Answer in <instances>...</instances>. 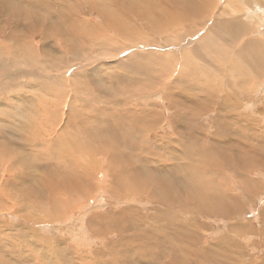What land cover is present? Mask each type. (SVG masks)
<instances>
[{"label":"rangeland","instance_id":"374dc122","mask_svg":"<svg viewBox=\"0 0 264 264\" xmlns=\"http://www.w3.org/2000/svg\"><path fill=\"white\" fill-rule=\"evenodd\" d=\"M30 9L31 11L28 12ZM104 13L106 16H103ZM107 16L112 18L113 23L111 20L108 21ZM62 17L66 19L63 20L66 23L62 21ZM104 17L105 20H108L105 21ZM170 18L172 20L168 21ZM173 20L175 22H172ZM116 23L120 25H116ZM234 23L243 26L245 30L235 33V27H232ZM112 24L114 28H112ZM0 25V49H2L0 50V57L3 58H0V64L4 63L2 65L5 66L0 65V82L3 83H0V133H2V129L8 128L10 131L8 129L6 131L8 133L12 132L11 136L13 135L12 138L10 135L7 137L8 141L10 140L9 142L13 143L12 148L16 151L21 150L25 155L32 154V159L29 161H26L24 158L19 160L24 161L26 165L22 164L24 169L18 172V175L15 173V177L11 176L16 182L11 181L10 176L7 174L4 175L6 179L4 182H14L15 184L10 183L9 185L12 188L14 186L17 187L18 190L22 188L28 190L29 187L35 188L46 174L49 176L52 172V168L57 164V161L54 162V160L57 158L61 163L64 162L63 164H59L62 169L73 164L71 161L73 159L75 162L80 161L81 165L79 166L84 165L88 169H91L90 166H93L89 162L92 158L96 159V163H101L99 169L93 167L95 170H92L95 181L90 180L93 185L91 195L80 200L79 203L73 204L72 207L69 206L60 218L57 217L53 221H44L43 223H39L40 221L37 218H32L30 219L31 221L25 222V219L20 217L19 211L23 210L22 212H24L28 209L29 213V211L31 212V206H25L24 204L16 206L15 204V206L12 205L13 211L11 209L9 212L8 209H5L4 214L0 216L1 239L7 236L8 245L17 244L19 241L16 234H18V230L24 232L20 228L23 225L30 230L40 231L39 233L42 237L47 240L58 239L52 244L54 246L53 251L58 253V256L53 257V262H55L53 264L152 263L153 258L149 256V260L147 259V261L143 257L141 259L139 254H132L131 256V254L126 253L128 251L131 253L132 251L135 252L140 247V245L136 244L130 247L127 246L131 242L129 240L133 241L134 234L136 233V231L125 232L127 223H131L127 218L128 214V216H131L132 225L145 229L147 237H152L153 235L157 237L153 238L152 246L155 252H163V257H160L161 261H163L161 262L162 264H172V261H175V259L176 261L178 260L175 262L178 264H264V167L261 166V164L264 165V67L262 69L257 68L255 59L253 60L254 62L252 61L258 53L248 52L251 53V61H246V57L244 55L241 56V52L245 47L248 50L249 43H256L264 47V0H0ZM228 27H232V32L236 35L230 32L234 35L231 36L229 34L231 29ZM119 29L124 33H121ZM116 30L117 32H115ZM225 30L227 31L224 32ZM222 32L223 34H220ZM125 34L127 37L124 36ZM129 36L132 38L130 39ZM128 38L130 40H127ZM209 41H213L214 44L208 45ZM202 43H206L209 47H215L218 44V49L213 50L219 56L215 55L216 53L208 55V50L204 51L200 49ZM247 44L249 45L247 46ZM222 49L225 52H221L223 54L220 55L218 50L221 51ZM31 51L34 55L30 54ZM110 51L112 54H110ZM214 57L220 61H216ZM76 58H80V60ZM228 58L230 61L227 60ZM233 58L235 60L239 59L237 60L239 62ZM144 59H148V62L144 63ZM74 60L76 61L74 62ZM56 62L58 63L57 68H55ZM250 62H253V65L256 64V67L252 65V69H247L246 63L249 64ZM8 63L13 69H8L10 67H8ZM237 65H240V67ZM3 70L6 71V74ZM106 75H110V77L108 76L109 79ZM186 75H189L188 78ZM74 77H77V79ZM6 79L7 81H5ZM33 85L34 87H32ZM45 85H48V87ZM130 85L140 88H143V85L147 91L145 93L138 92L142 95L138 93H133L135 95L132 93L125 94L122 97L118 95L121 91L125 92V89L122 88L123 86L129 87ZM44 87L48 88L47 90L50 93ZM156 87H158V91ZM149 90L150 92H148ZM75 98H78V100ZM43 100H47L48 102ZM29 104L31 105L29 106ZM90 104L92 107L88 106ZM27 105L30 110L37 112L36 115L34 113L30 118V120L34 118L33 127L41 130L36 136H32L33 132L30 134L28 131L24 134L20 130L21 128H18L20 125L18 121H23L22 116L17 115L16 119L13 116L17 110L21 111L23 108H28ZM60 107H63V109ZM48 109L50 110L49 112H47ZM71 110L73 111L72 113ZM52 111H54L53 114ZM22 112H24V109ZM28 112L29 109H27L26 113L28 114ZM56 112L59 114L56 115ZM115 112L126 115L127 119L131 115L137 120L142 119L145 115H149L148 122L143 125L144 129L139 128L142 130L141 132L131 122L132 120L130 121L132 131L129 136L133 139L131 145L132 147H138L141 145L142 140L149 141L151 144H148L149 150L147 152L149 154L145 153L143 157L147 159L143 158L141 164H147L148 167L152 168L157 167L160 169V173L163 171L165 173L168 172L170 176L175 174L178 181L181 179V175L182 178L184 176L188 180L195 179V171L187 172L184 175L178 171L170 174V170L174 168V165L176 168L180 167V165L185 167L186 163L183 162V164L178 158L189 154L192 158L197 156V161H199L202 155L198 149L201 147L208 149V152L212 153L213 158L220 154V161L216 160L220 162V166L214 164L216 166L207 167V170H214L211 172L217 175L216 180L218 181H215V184L224 185V188L221 189L226 190L225 194L227 197L230 196L228 198L229 203L220 204L222 210L224 211L225 209V212L222 213V210H220L218 212H211L209 215L201 209L204 205L196 203V201L190 203L192 207H186V202H184L185 206H179V208L175 206L176 211L175 209L168 210L163 203H157L142 195L125 194L121 197L112 196L109 184H113L110 183L112 182L113 172L106 170L105 162L107 159L103 158L105 153L94 156L82 151L80 148L81 153L85 154H81L80 152L79 154L75 150L73 152L71 143L75 146L73 140L78 135L77 131L71 128L72 126L69 129L67 123L68 120H71V125H76L74 128H82L85 125L89 126L93 124V121L90 119H99L102 115L106 116ZM67 113L71 114L68 116ZM51 114H55L54 117H56H52ZM74 114H80L82 117L74 118ZM83 116H86V118ZM126 117L124 116L123 120ZM239 117L244 119H240ZM46 118L48 119L47 121H45ZM84 119L86 120L84 122L85 125L82 123ZM106 119L109 118L106 117ZM59 120H64L63 124L61 123L63 126ZM46 122H49L48 125ZM113 122L116 123L114 125L116 128L119 127V130L121 126L117 124V120L111 119L110 123L112 125ZM51 123L52 125H50ZM150 123L158 127L154 128ZM56 126L57 128H53ZM10 128L14 129V131ZM56 129L61 131H56ZM154 130L156 131L155 133ZM47 131H49L48 134ZM51 131L55 132V134ZM71 131H74V133ZM57 132H59L60 136ZM196 135L198 136L196 137ZM63 137L64 140L65 137H70L71 139L68 138L70 140L69 143L67 141L64 142ZM49 138L50 140H48ZM104 138L107 139V136ZM196 138L197 141L194 142L195 144L192 147L188 142L196 140ZM35 140L37 141L35 142ZM59 140H61L60 142L64 148H67L72 153L73 159L71 156V159L69 157V160H67L71 162H68L69 164H67L66 160L62 161V159L54 155V152L59 148L57 146L61 145L59 144ZM79 140L80 138H77L78 145L80 144ZM33 142L35 146H33ZM182 143L185 144L188 150L185 151L183 149ZM142 150L145 152V149L142 148ZM127 152L128 154L130 153V151ZM173 154L178 155L177 159L173 157ZM225 154L226 163L229 161L228 165L222 163L225 162L223 161ZM49 155L52 158L51 160L47 159ZM38 156H41V158ZM105 157H108V155ZM26 158L30 157L27 156ZM246 158L250 159L251 162L245 160ZM146 161L148 162L146 163ZM253 163L256 164V167ZM31 164H35L34 168ZM108 165L110 166V164ZM29 169L32 175L29 174ZM104 170L108 172L109 177L107 179H102L101 177L105 172ZM207 170L204 168L203 172ZM189 175L191 176L189 177ZM206 179H209L207 175L206 178L201 180L199 185L194 187L193 193L195 192L194 190L202 185L208 186ZM37 181L40 182L38 183ZM225 183L229 185L226 186ZM206 191V188L200 190L199 194L206 193ZM0 197H4V195H0ZM97 200L100 203H97ZM8 204L11 203L8 202ZM224 205L229 207L225 208ZM15 207L16 209L19 208V210H15ZM122 212H126L127 214H123ZM230 213L234 214L229 216ZM113 217L117 221V224L112 226L114 224L109 222L110 225H108L105 220H111ZM79 219H81V222H79ZM176 223H180V225H176ZM74 228L75 232L80 234V240L77 238L79 241H73L71 234H58V231L74 230ZM121 231L123 234H121ZM170 234L172 236H179L176 238V240H179L177 241V245L183 243L182 249L185 252L182 249L181 251L177 250L180 253L179 256L183 258L182 260L176 258L172 249L169 248L167 236ZM19 238L22 240L20 235ZM61 239L67 242L62 244ZM47 240L45 242H49ZM134 242L138 243L139 241L135 240ZM17 246L16 248H18ZM22 247L21 256H28V254H24L23 249L29 250V248L26 246ZM165 250L168 251L164 252ZM185 253L188 254L185 255ZM40 256L42 264H49L46 255L41 254ZM21 262L26 263L28 261Z\"/></svg>","mask_w":264,"mask_h":264},{"label":"bare ground","instance_id":"6f19581e","mask_svg":"<svg viewBox=\"0 0 264 264\" xmlns=\"http://www.w3.org/2000/svg\"><path fill=\"white\" fill-rule=\"evenodd\" d=\"M93 1V0H92ZM151 1V0H150ZM3 2H5V1H3ZM7 2V1H6ZM70 5V4H69ZM73 6V5H72ZM124 6V5H123ZM126 6V5H125ZM187 6V5H186ZM67 7H69V6H67ZM126 7H128V6H126ZM37 8V7H36ZM73 8H75L74 6H73ZM152 8V7H151ZM185 8V7H184ZM142 9V8H141ZM149 9V8H148ZM161 9V8H160ZM180 9V8H179ZM255 9H256V7H255ZM106 10V9H105ZM132 10V9H131ZM25 11V10H24ZM29 11H31V9L30 10H28V12ZM63 11H65V10H63ZM70 11V10H69ZM97 11V10H96ZM127 11V10H126ZM162 11V10H161ZM180 11V10H179ZM37 12V11H36ZM76 12H77V9H76ZM105 12V11H104ZM106 12H107V10H106ZM111 12V11H110ZM26 13V12H25ZM69 13V12H68ZM73 13H75V12H73ZM79 13V12H78ZM108 13V12H107ZM113 13V12H112ZM136 13V12H135ZM162 13V12H161ZM184 13H185V11H184ZM252 13V12H251ZM259 13H260V11H259ZM12 14V13H11ZM37 14V13H36ZM100 14V13H99ZM261 14V13H260ZM18 15H20V14H18ZM25 15V14H24ZM105 15V13L103 14V16ZM110 15V14H109ZM113 15V14H112ZM185 15V14H184ZM102 16V15H101ZM106 16V15H105ZM114 16H116V15H114ZM12 17V16H11ZM18 17H20V16H18ZM17 17V18H18ZM54 17H55V15H54ZM77 17V16H76ZM108 17V16H107ZM106 17V18H107ZM116 17H118V16H116ZM63 18V17H62ZM168 18V17H167ZM187 18V17H186ZM189 18V17H188ZM15 19V18H14ZM109 19V20H108ZM108 19H106L105 20V17H104V20L105 21H110L111 20V22L113 23V20H112V18H109L108 17ZM165 19V18H164ZM63 20H66V19H62V21ZM117 20H118V18H117ZM158 20V19H157ZM172 19L170 18V20H168V21H171ZM10 21H11V19H10ZM9 21V22H10ZM20 21V20H19ZM18 21V22H19ZM104 21V22H105ZM119 21V20H118ZM149 21V20H148ZM166 21V20H165ZM186 21V20H185ZM248 21V20H247ZM252 21V20H251ZM60 22H61V20H60ZM64 22V21H63ZM117 22V21H116ZM155 22V21H154ZM157 22V21H156ZM172 22H175L174 20L172 21ZM64 23H66V22H64ZM115 23V22H114ZM164 23V22H163ZM187 23V22H186ZM185 23V24H186ZM191 23V22H190ZM119 24V23H118ZM117 23H116V25H118ZM160 24V23H159ZM16 25V24H15ZM69 25V24H68ZM107 25V24H106ZM113 25V24H112ZM112 25H111V27H112ZM120 25V24H119ZM166 25V24H165ZM241 25V24H240ZM1 26V25H0ZM109 26V25H108ZM164 26V25H163ZM172 26V25H171ZM15 27V26H14ZM153 27H154V25H153ZM155 27H157V26H155ZM232 27H235L234 28V31H235V33H238V32H241V31H244L245 30V28L243 27V26H239V24H235L234 23V26L232 25ZM231 27V28H232ZM35 28V27H34ZM112 28H114V25H113V27ZM123 28V27H122ZM163 28V27H162ZM161 28V29H162ZM165 28V27H164ZM169 28V27H168ZM228 28H230V27H228ZM227 28V29H228ZM230 28V29H231ZM65 29V28H64ZM109 29V28H108ZM121 29V28H120ZM119 29V30H120ZM165 29H167V28H165ZM258 29V28H257ZM260 29V28H259ZM15 30H18V29H15ZM122 30V29H121ZM120 30V31H121ZM125 30V29H124ZM127 30V29H126ZM156 30V29H155ZM160 30V29H159ZM170 30V29H169ZM232 30L233 29H231L230 31H229V29H228V31H229V34H231V33H233L232 32ZM261 30V29H260ZM227 30H225L224 32H226ZM70 32H71V30H70ZM94 32V31H93ZM115 32H117V30L115 31ZM123 31H121V33H122ZM156 32V31H155ZM154 32V33H155ZM159 32V31H158ZM161 32V31H160ZM165 32V31H164ZM168 32V31H167ZM166 32V33H167ZM205 32V31H204ZM231 32V33H230ZM18 33H19V31H18ZM74 33V32H73ZM82 33V32H81ZM109 33V32H108ZM120 33V32H119ZM124 33V32H123ZM157 33V32H156ZM155 33V34H156ZM235 33H233L234 35H236ZM262 33V32H261ZM21 34V33H20ZM77 34V33H76ZM88 34V33H87ZM154 34V35H155ZM158 34H160V33H158ZM190 34V33H189ZM219 34V33H218ZM220 34H223V32L222 33H220ZM233 34H231V36L233 35ZM240 34V33H239ZM243 34V33H242ZM127 35H128V32H127ZM135 35H137V34H135ZM233 35V36H234ZM244 35V34H243ZM242 35V36H243ZM107 36V35H106ZM105 36V37H106ZM112 36H114V35H112ZM122 36V35H121ZM124 36H126V34L124 35ZM132 36V35H131ZM220 36H222V35H220ZM224 36V35H223ZM127 37V36H126ZM172 37V36H171ZM7 38H9V37H7ZM77 38V37H76ZM91 38V37H90ZM129 38H130V36H129ZM127 39V40H130V39ZM135 38V37H134ZM223 38V37H222ZM11 39V38H10ZM221 39V38H220ZM235 39V38H234ZM237 39V38H236ZM242 39V38H241ZM244 39V38H243ZM126 40V41H127ZM14 41V40H13ZM79 41H81V40H79ZM92 41V40H91ZM208 41V40H207ZM232 41V40H231ZM239 41H240V39H239ZM132 42V41H131ZM188 43H189V41H187ZM191 42V41H190ZM95 43V42H94ZM200 43V42H199ZM204 43V42H203ZM202 43V46H201V48L200 49H202V50H208L209 51V54L208 55H214L213 53H216L215 55H217V56H219V54L217 53V52H214L215 50H213V49H218L217 47H218V44H217V46H215V47H209L208 45H213L214 44V42L213 41H209V44L207 45L206 43L205 44H203ZM99 44V43H98ZM168 44V43H167ZM174 44V43H173ZM201 44V43H200ZM215 44V45H216ZM250 44V46H249V48H248V50H247V47H245L244 48V50L241 52V56L242 55H244L245 57H246V61H251V59H250V54L251 53H248V52H253L254 54L255 53H258V54H256V56L252 59V61L254 60L255 61V63L257 64V68H263L264 67V47L263 46H261V45H258V44H256V43H249ZM249 44H247V46L249 45ZM28 45V44H27ZM101 45V44H100ZM263 45V44H262ZM20 46V45H19ZM26 46V45H25ZM74 46V45H73ZM118 47V46H117ZM1 48V47H0ZM27 48V47H26ZM31 48V47H30ZM60 48V47H59ZM70 48V47H69ZM110 48V47H109ZM186 48V47H185ZM95 49V48H94ZM105 49V48H104ZM112 49V48H111ZM125 49H126V47H125ZM178 49V48H177ZM0 50H2V49H0ZM99 50V49H98ZM117 51V50H116ZM115 51V52H116ZM247 51V52H246ZM21 52V51H20ZM103 52V51H102ZM111 52V51H110ZM109 52V53H110ZM120 52V51H119ZM218 52L220 53V55L221 54H223L225 51H223V49L220 51V50H218ZM221 52H223V53H221ZM34 53V52H33ZM101 53V52H100ZM106 53H107V51H106ZM118 53V52H117ZM190 53H192V52H190ZM189 53V54H190ZM205 53V52H204ZM212 53V54H211ZM240 53V52H239ZM239 53H237L238 54V56H240V54ZM30 54H32V51L30 52ZM108 54V53H107ZM110 54H112V52L110 53ZM189 54H187L188 56H189ZM32 55H34V54H32ZM192 55V54H191ZM207 55V56H208ZM86 56V55H85ZM108 56V55H107ZM106 56V57H107ZM110 56V55H109ZM33 57V56H32ZM31 57V58H32ZM35 57V56H34ZM78 57H80V56H78ZM183 57V56H182ZM216 57V56H215ZM214 57V58H215ZM221 57V56H220ZM226 57V56H225ZM231 57V56H230ZM229 57V58H230ZM0 58H2V57H0ZM10 58V57H9ZM19 58V57H18ZM81 58V57H80ZM80 58L78 59V58H76L77 60H80ZM84 58V57H83ZM170 58V57H169ZM196 58V57H195ZM222 58V57H221ZM220 58V59H221ZM223 58H224V55H223ZM229 58L227 59V60H229ZM235 58V57H234ZM233 58V59H234ZM236 58H238L237 56H236ZM3 59V58H2ZM28 59V58H27ZM116 59V58H115ZM149 59V58H148ZM148 59H144L143 60V62L144 63H147L148 62ZM157 59V58H156ZM168 59V58H167ZM53 60H55V59H53ZM62 60V59H61ZM84 60V59H83ZM214 60V59H213ZM215 60H216V58H215ZM235 60V59H234ZM237 60H239V59H236L235 61H237ZM13 61V60H12ZM18 61V60H17ZM23 61V60H22ZM56 61V60H55ZM59 61V60H58ZM76 60H74V62H75ZM85 61H87V60H85ZM163 61V60H162ZM188 61V60H187ZM216 61H220V60H216ZM230 61V60H229ZM253 61V62H254ZM1 62V61H0ZM6 62V61H5ZM11 62V61H10ZM78 62V61H77ZM184 62V61H183ZM189 62H191L190 60H189ZM223 62V61H222ZM237 62H239V61H237ZM253 62H250L249 64H247L246 63V66H247V69L248 68H250V69H252L251 68V66L254 64ZM7 63V62H6ZM6 63H5V65H6ZM18 63V62H17ZM55 63V62H54ZM150 63V62H149ZM159 63H161V62H159ZM164 63V62H163ZM186 63H188V62H186ZM194 63V62H193ZM220 63V62H219ZM4 65V63H1L0 65ZM11 64V63H10ZM14 64V63H13ZM16 64V63H15ZM26 64V63H25ZM57 62H56V64H55V68H57L58 66H57ZM77 64V63H76ZM80 64V63H79ZM255 64V65H256ZM2 65V66H3ZM20 65V64H19ZM22 65V64H21ZM31 65V64H30ZM29 65V66H30ZM138 65V64H137ZM163 65H165V64H163ZM235 65V64H234ZM255 65H253L254 67H256ZM1 66V67H2ZM10 65H9V63H8V67H9ZM14 66H16V65H14ZM160 66H162L161 64H160ZM175 66V65H174ZM184 66H187V65H184ZM237 66H239L240 67V65H237ZM3 67H5V66H3ZM11 67V68H10ZM8 69L10 70V69H13L12 68V66H10ZM25 67H27V66H25ZM31 67V66H30ZM171 67V66H170ZM196 67V66H195ZM242 67V66H241ZM243 67H245V66H243ZM19 68V67H18ZM24 68V67H23ZM132 68H134V67H132ZM148 68V67H147ZM161 68V67H160ZM21 69V68H20ZM25 69V68H24ZM48 69V68H47ZM166 69V68H165ZM256 69V68H255ZM15 70H16V68H15ZM22 70V69H21ZM20 70V71H21ZM30 70V69H29ZM113 70V69H112ZM239 70V69H238ZM243 70H244V68H243ZM257 71H258V69H256ZM12 71V70H11ZM25 71V70H24ZM33 71V70H32ZM184 71V70H183ZM182 71V72H183ZM199 71V70H198ZM232 71V70H231ZM237 71V70H236ZM246 71V70H245ZM248 71V70H247ZM1 72V71H0ZM3 72L6 74V71H4L3 70ZM2 72V73H3ZM14 72H16V71H14ZM17 72H18V70H17ZM28 72H31V71H28ZM43 72V71H42ZM80 72V71H79ZM202 72V71H201ZM238 72V71H237ZM58 73V72H57ZM78 73V72H77ZM82 73V72H81ZM245 73V72H244ZM262 73H263V71H262ZM14 74V73H13ZM22 74V73H21ZM32 74H34V72H32ZM186 74V73H185ZM248 74V73H247ZM256 75H257V73H255ZM0 75H1V73H0ZM31 75V74H30ZM78 75V74H77ZM189 75H190V73H189ZM188 75V76H189ZM195 75V74H194ZM239 75H241V74H239ZM261 75V74H260ZM16 76V75H15ZM21 76V75H20ZM20 76H18V77H20ZM80 76H82L81 74H80ZM107 76V75H106ZM105 76V77H106ZM109 77H110V75H108ZM108 76H107V78H108ZM187 76V75H186ZM188 76H187V78H188ZM205 76V75H204ZM247 76V75H246ZM253 76V75H252ZM251 76V77H252ZM263 76V75H262ZM17 77V78H18ZM79 77V76H78ZM195 77H196V75H195ZM245 77V76H244ZM261 77V76H260ZM16 78V77H15ZM25 78V77H24ZM74 78H76L77 79V77H74ZM83 78V77H82ZM104 78V77H103ZM190 78V77H189ZM218 78H220V77H218ZM256 78V77H255ZM4 79V78H3ZM109 79V78H108ZM204 79V78H203ZM221 79V78H220ZM19 80H21V79H19ZM42 80V79H41ZM43 80H45V79H43ZM79 80V79H78ZM81 80V79H80ZM100 80H102V79H100ZM192 80V79H191ZM199 80V79H198ZM215 80V79H214ZM256 80V79H255ZM5 81H7V79L5 80ZM4 81V82H5ZM24 81V80H23ZM28 81V80H27ZM47 81V80H46ZM89 81V80H88ZM104 81V80H103ZM139 81V80H138ZM244 81V80H243ZM14 82V81H13ZM18 82V81H17ZM30 82V81H29ZM37 82H39V81H37ZM75 82H77V81H75ZM215 82H217V81H215ZM214 82V83H215ZM219 82V81H218ZM251 82V81H250ZM1 84H3L2 82H0ZM6 83V82H5ZM9 83V82H8ZM7 83V84H8ZM19 83V82H18ZM44 83H45V81H44ZM49 83V82H48ZM47 83V84H48ZM113 83H115V82H113ZM146 83V82H145ZM209 83H210V81H209ZM221 83V82H220ZM237 83V82H236ZM246 83V82H245ZM247 83H248V81H247ZM6 84V85H7ZM16 84V83H15ZM46 84V83H45ZM78 84V83H77ZM227 84V83H226ZM235 84V83H234ZM243 84V83H242ZM9 85V84H8ZM17 85V84H16ZM103 85V84H102ZM218 85V84H217ZM216 85V86H217ZM46 86V85H45ZM214 86V85H213ZM227 86V85H226ZM7 87V86H6ZM21 87V86H20ZM19 87V88H20ZM26 87V86H25ZM32 87H34V85L32 86ZM46 87H48V85L46 86ZM46 87H44V88H46ZM74 87V86H73ZM142 87L143 88H140V87H133V85H130L129 87H126V86H123L122 88L123 89H125V92H122L121 91V93H119L118 95L119 96H124L125 94H130V93H138L139 91L140 92H143V93H145L147 90H146V88H145V86H143L142 85ZM241 87V86H240ZM3 88V87H2ZM5 88V87H4ZM42 88V87H41ZM79 88V87H78ZM147 88H148V86H147ZM158 87H156V89H157ZM234 88V87H233ZM252 88V87H251ZM32 89V88H31ZM30 89V90H31ZM48 88H46V90H47ZM74 89V88H73ZM211 89V88H210ZM34 90V89H33ZM64 90V89H63ZM76 90V89H75ZM74 90V91H75ZM215 90H217V89H215ZM214 90V91H215ZM245 90V89H244ZM250 90V89H249ZM254 90V89H253ZM35 91V90H34ZM43 91H45V90H43ZM48 91V90H47ZM77 91H78V89H77ZM154 91H155V89H154ZM157 91H158V89H157ZM161 91V90H160ZM243 91V90H242ZM15 92V91H14ZM21 92V91H20ZM49 92V91H48ZM71 92V91H70ZM148 92H150V90L148 91ZM153 92V91H152ZM239 92H241V91H239ZM245 92V91H244ZM250 92H251V90H250ZM38 93H39V91H38ZM50 93V92H49ZM49 93H47V94H49ZM58 93V92H57ZM158 93V92H157ZM11 94H12V92H11ZM43 94V93H42ZM83 94H85V93H83ZM88 94V93H87ZM139 94V93H138ZM180 94V93H179ZM211 94V93H210ZM256 94V93H255ZM44 95V94H43ZM80 95V94H79ZM89 95V94H88ZM133 95H135V94H133ZM139 95H142V94H139ZM60 96V95H59ZM90 96V95H89ZM176 96V95H175ZM183 96V95H182ZM44 97V96H43ZM51 97V96H50ZM67 97V96H66ZM133 98H134V96H132ZM135 97H138V96H135ZM57 98V97H56ZM78 98H79V96H78ZM78 98H75V99H77L78 100ZM113 98V97H112ZM186 98H187V96H186ZM264 98V97H263ZM12 99V98H11ZM49 99V98H48ZM50 99H52V98H50ZM65 99V98H64ZM114 99V98H113ZM136 99V98H135ZM172 99V98H171ZM188 99V98H187ZM57 100H59L58 98H57ZM174 100V99H173ZM189 100V99H188ZM194 100V99H193ZM242 100V99H241ZM43 101H47V100H43ZM55 101V100H54ZM90 101V100H89ZM92 101V100H91ZM175 101V100H174ZM173 101V102H174ZM190 101V100H189ZM192 101V100H191ZM254 101V100H253ZM20 102V101H19ZM48 102V101H47ZM52 102H53V100H52ZM175 102H177V101H175ZM195 102V101H194ZM238 102H241V101H238ZM237 102V103H238ZM18 103V102H17ZM30 103V102H29ZM51 103V102H50ZM58 103V102H57ZM90 103H92V102H90ZM231 103V102H230ZM32 104V103H31ZM31 104H29V106L31 105ZM37 104V103H36ZM173 104V103H172ZM176 104V103H175ZM174 104V105H175ZM33 105V104H32ZM35 105V104H34ZM72 105V104H71ZM191 105V104H190ZM249 105V104H248ZM52 106V105H51ZM89 107H92L91 106V104L90 105H88ZM171 106V105H170ZM240 106V105H239ZM25 107H26V105H25ZM27 107H28V105H27ZM36 107H38V106H36ZM35 107V108H36ZM55 107V106H54ZM66 107V106H65ZM172 107H173V105H172ZM176 107V106H175ZM233 107V106H232ZM22 108V107H21ZM57 108V107H56ZM60 108H62L63 109V107H60ZM84 108V107H83ZM170 108V107H169ZM240 108V107H239ZM23 109H24V112H22L23 111ZM23 109H21V111H16V112H14L15 113V115H13L14 117H15V119L17 118V115H19L22 119H23V121H18V123L20 124L19 126H18V128H21L20 130H22V132L25 134V132L26 131H28V133H32L33 132V134H32V136L33 135H38V133L41 131V130H37L38 128H34L33 127V125H34V118L33 119H31L30 120V118H31V115H33L34 113H35V115L37 114V112L36 111H34V110H30V108L28 107V108H23ZM27 109H29V112H28V114L26 113V111H27ZM37 109V108H36ZM52 109H54V108H52ZM68 109H71V108H68ZM173 109V108H172ZM175 109V108H174ZM177 109H179V108H177ZM176 109V110H177ZM73 110V109H72ZM71 110V113L73 112ZM170 110V109H169ZM233 110V109H232ZM38 111V110H37ZM50 110L48 109V111L47 112H49ZM62 111H64V110H62ZM229 111V110H228ZM241 111V110H240ZM247 111V110H246ZM58 112H59V109H58ZM58 112H56V115L57 114H59ZM65 112V111H64ZM230 112H231V110H230ZM4 113H6V112H4ZM12 113V112H11ZM38 113H39V111H38ZM54 113V111H52V114ZM69 113V112H68ZM67 113V114H68ZM70 113V114H71ZM46 114V113H45ZM51 114V115H52ZM63 114V113H62ZM70 114H68V116L70 115ZM256 114V113H255ZM34 115V116H35ZM55 115V114H54ZM54 115H52V117H54ZM110 115V116H109ZM109 115H106V116H104V115H102V116H100L99 117V119L97 118H95V119H90V120H92L93 121V124L92 125H85V123L84 122H86V120L84 119V121L82 122V123H84V125L85 126H83L82 128L80 127V128H74V127H76V125H71L72 124V121L71 120H68V123H67V125H69L68 127H69V129H70V126H72L71 128H73V129H75L76 131H77V135H78V137L77 138H80V146L77 144V138H75L74 140H73V142H74V145L75 146H73V144L71 143V147H72V151L74 152V150L75 151H78V153L80 152L81 153V150L82 151H84V152H86V153H88V154H90V155H94V156H96V155H98V154H101V153H105L104 155L106 156V155H108V157H105L104 155V157L103 158H105V160L107 159V161L105 162V166H106V170H111L112 172H113V178H112V182H110V183H113V184H109L110 185V194H112V196H124L125 194H134V195H142V196H145V197H147L148 199H152L153 201H156L157 203H163L165 206H166V208L168 209V210H172V209H175L176 207L175 206H178V208H179V206L181 207V206H185L184 205V202H186L185 204H186V207H188V206H191V204L190 203H192V202H194V201H196V203H199V204H203L204 206L203 207H201V205H200V207H201V209H203V211H205L206 213H208L209 215H210V213L211 212H218V211H220V210H222V207L220 206V204L222 203H229V200H228V198L230 197H227V195L225 194V192H226V190H224V189H221V188H224L223 186L224 185H218L217 183V185L215 184V181H217L216 179H217V175L216 174H213L212 172L214 171H209V170H207V167H212V166H216V165H219L220 166V162H217L218 160L220 161V159H221V155L219 154V155H217V156H214V158H213V156H212V153L209 151L208 152V149H206V148H199L198 149V151L201 153V155L202 156H200V159H199V161H197V156H194L193 158L191 157V156H189V154H186L184 157H180V158H178V160L180 161V162H185L186 163V165H185V167L183 166V165H180L181 163L180 162H178V163H180L179 165H180V167H178V168H176V166L174 165V168L172 169V170H170V174H172V172H176V171H178L179 173H182L183 175L185 174V173H187V172H192V171H195V174H194V178L195 179H193V180H188V179H186L184 176H183V178H182V175H181V179L178 181V180H176V177H177V175H175V174H172L171 176L170 175H168V172L167 173H165L164 171L162 172V173H160L161 171H160V169H158L157 167L156 168H152V167H148L147 166V162L148 161H146V165H144V164H141L142 163V159L144 158L143 156L145 155V153H148L149 154V152H147V150H149V145H151L150 143H149V141H145V140H142L141 141V145L140 146H138V147H132V145H131V143H133V139L129 136V134H131V131H132V127L130 126V121L131 122H133L134 124H135V126H136V128L138 129V131L139 132H141L142 130H140V129H144L143 128V125L145 124V123H147L148 122V119H149V115H145V116H143V118L142 119H140V120H137V119H135V118H133L131 115H129L128 116V119H127V117H126V115H124V114H122V113H119V112H115V113H112V114H109ZM113 115V116H112ZM260 115V114H259ZM3 116V115H2ZM12 116V117H13ZM18 116V117H19ZM42 116V115H41ZM47 116H48V114H47ZM124 116L126 117V119L125 120H123L124 119ZM161 116V115H160ZM8 117V116H7ZM10 117V116H9ZM36 117V116H35ZM48 117H50V116H48ZM56 117V116H55ZM54 117V118H55ZM65 117H67V116H65ZM73 117L74 118H79V117H82L80 114H74L73 115ZM84 118H86V116H83ZM106 117L107 118H109V119H106ZM58 118V117H57ZM72 118V117H71ZM74 118H72L73 120H74ZM156 118V117H155ZM158 118H159V116H158ZM240 119H244V118H242V117H239ZM5 119V118H4ZM41 119V118H40ZM52 119V118H51ZM111 119H116L117 120V124L119 125V126H121L120 127V129L118 130V128H116L114 125H116V123H114L113 122V125L110 123V120ZM163 119H164V117H163ZM173 119V118H172ZM171 119V120H172ZM239 119V120H240ZM1 120V119H0ZM12 120H13V118H12ZM48 119L46 118V120L45 121H47ZM54 120V119H53ZM64 120H65V118H64ZM63 120V121H64ZM176 120V119H175ZM14 121V120H13ZM50 121V120H49ZM60 121V120H59ZM63 121H60V124L63 122ZM75 121H77V120H75ZM153 121H155V120H153ZM170 121V120H169ZM7 122V121H6ZM38 122V121H37ZM43 122H44V120H43ZM47 123V122H46ZM49 123V122H48ZM48 123H47V125H48ZM159 123V122H158ZM161 123V122H160ZM173 123H175V122H173ZM172 123V124H173ZM1 124H2V122H1ZM53 124H55L54 122H53ZM56 124H58V123H56ZM63 124V123H62ZM61 124V125H62ZM87 124V123H86ZM151 124V123H150ZM11 125H13V124H11ZM44 125V124H43ZM46 125V126H47ZM50 125H52V123L50 124ZM66 125V124H65ZM80 125V124H79ZM82 125V124H81ZM152 125V124H151ZM45 126V127H46ZM58 126V125H57ZM57 126L56 127H53V128H57ZM60 126V125H59ZM58 126V127H59ZM63 126V125H62ZM149 126V125H148ZM147 126V127H148ZM153 126V125H152ZM161 126V125H160ZM159 126V127H160ZM1 127V126H0ZM9 127V126H8ZM43 127V126H42ZM61 127V126H60ZM154 128H156V127H158V126H153ZM164 127H166V126H164ZM174 127H176V126H174ZM179 127V126H178ZM3 128H4V126H3ZM13 128H14V126H13ZM17 128V129H18ZM50 128H52L51 126H50ZM140 128V129H139ZM151 128V127H150ZM191 128V127H190ZM8 129V128H7ZM6 128H4V129H2L1 130V132L2 133H4V134H2V133H0V134H2L1 136H0V138H1V140H0V195H4V197H0V216L1 215H3L4 214V210L6 209H8V211L10 210L11 211V209H12V205L13 206H15V204H16V206L17 205H19V204H24L25 206L26 205H29V206H31L30 207V209H31V212L29 211V213H28V209L27 210H25L24 212H22L23 210H21V212L19 211V213H20V217H22V218H24L25 219V222L27 221H31L30 219H32V218H37L38 219V221H40L39 223H43L44 221L45 222H49V221H53L55 218L57 219V217L58 218H60L61 216H62V214L66 211V209L69 207V206H73V204H77V203H79V201L80 200H82V199H85V198H87L88 197V195H91V193H92V191H93V185H92V183H91V181L90 180H94V176L92 175V170L94 169L93 167H97L98 169L100 168V164H98V163H96V159L95 158H92V159H90V161L89 162H91V164H93V166H90V168L91 169H88V168H86V167H84V165H82V166H79V165H81L80 164V161L79 162H75V160L73 159V156H72V153H70V151H68V149L66 148H64V146L62 145V143L60 142L61 140H59V144H61V145H59V146H57V147H59L58 149H59V151H55L54 152V155H56L57 157H59L60 159H62V161L64 160H69V157H70V159H71V156H72V159L73 160H71L72 161V163L73 164H71L69 167H66L65 169H62V167L59 165L60 163H61V161L60 160H58V158L56 159V160H54V162L55 161H57V164L52 168V172L49 174V176L46 174V176L41 180V182L40 181H37L38 183L40 182V184H37L38 186H36L35 188H30L29 186V189L28 190H26L25 188H22L21 190H18V188L17 187H15L14 186V188H12L11 187V185H9L10 183H13V184H15L14 182H11V181H15V180H13L12 179V177H15L14 175H15V173L17 174L18 172H21L24 168V166L22 165V164H25V162L23 163L22 161H19V160H21V158H24L26 161H29L30 159H32L31 158V155L32 154H29V155H25L24 154V152H21V150L20 151H16L14 148H12L13 147V143L12 142H9L8 141V136L10 135L11 136V133L12 132H10V133H8L6 130H7ZM11 129V128H10ZM16 129V130H17ZM61 129V128H60ZM169 129V128H168ZM172 129V128H171ZM9 130V129H8ZM11 130H13L14 131V129H11ZM43 130V129H42ZM52 130V129H51ZM53 130H55V129H53ZM58 129H56V131H57ZM62 130V129H61ZM60 130V131H61ZM64 130H66V129H64ZM123 130V131H122ZM130 130V131H129ZM146 130H149V129H146ZM191 130V129H190ZM10 131V130H9ZM19 131V130H18ZM59 131V130H58ZM59 131V132H60ZM67 131V130H66ZM69 131V130H68ZM153 131V130H152ZM176 131V130H175ZM179 131V130H178ZM205 131V130H204ZM207 131V130H206ZM48 132L49 131H47V134H48ZM52 132V131H51ZM59 132H57L58 134H59ZM65 132V131H64ZM71 132H73L74 133V131H71ZM156 131L154 130V133H155ZM182 132V131H181ZM180 132V133H181ZM185 132V131H184ZM187 132V131H186ZM192 132V131H191ZM196 132V131H195ZM6 133V134H5ZM20 133V132H19ZM53 133V132H52ZM63 133V132H62ZM146 133V132H145ZM149 134H150V132H148ZM188 133V132H187ZM186 133V134H187ZM22 134V133H21ZM53 134H55V132L53 133ZM52 134V135H53ZM152 134V133H151ZM177 134V133H176ZM194 134V133H193ZM207 134H208V131H207ZM23 135V134H22ZM63 135H64V133H63ZM67 135V134H66ZM65 135V136H66ZM147 135V134H146ZM145 135V136H146ZM178 135H179V133H178ZM183 135V134H182ZM211 135V134H210ZM13 136V135H12ZM12 136H11V138H12ZM54 136H56V135H54ZM59 136H60V134H59ZM72 136H73V134H72ZM105 136H107V139L106 138H104ZM148 136V135H147ZM180 136V135H179ZM198 135H196V137H197ZM201 136V135H200ZM62 137V136H61ZM67 137V136H66ZM65 137V140H64V137H63V140H64V142H66L67 141V143H69V139L68 138H70V137H68V138H66ZM15 138V137H14ZM43 138V137H42ZM41 138V139H42ZM48 138V137H47ZM51 138V137H50ZM50 138L48 139V140H50ZM54 138V137H53ZM52 138V139H53ZM145 138V137H144ZM211 138H212V136H211ZM217 138V137H216ZM56 139V138H55ZM57 139H60V138H57ZM71 139V138H70ZM146 139V138H145ZM207 139V138H206ZM210 139V138H209ZM220 139V138H219ZM14 141H15V139H13ZM39 140V139H38ZM173 140H174V138H173ZM203 140V139H202ZM215 140H217V139H215ZM28 141V140H27ZM31 141V140H30ZM37 140H35V142H36ZM179 141V140H178ZM197 141V138H196V140H193V141H191V142H188V143H190V145L193 147V145L195 144L194 142H196ZM204 141V140H203ZM45 142V141H44ZM44 142H42V143H44ZM201 142V141H200ZM15 143H17V142H15ZM34 143V142H33ZM42 143H40V144H42ZM176 143V142H175ZM179 143V142H178ZM212 143V142H211ZM210 143V144H211ZM52 144V143H51ZM54 144V143H53ZM149 144V145H148ZM197 144V143H196ZM30 145V144H29ZM39 145V144H38ZM46 145V144H45ZM70 145V144H69ZM101 145V146H100ZM169 145H170V140H169ZM182 145V147H183V149L186 151V150H188L187 149V147H185V144L184 143H182L181 144ZM214 145H216V144H214ZM16 146V145H15ZM19 146V145H18ZM33 146H35V143H34V145ZM99 146V147H98ZM171 147V146H170ZM16 149H17V147H15ZM54 148H56V147H54ZM74 148V149H73ZM79 148L81 149V150H79ZM145 149V152H144V150H142L141 151V149ZM223 148V147H222ZM31 149V148H30ZM30 149H28V150H30ZM70 149V148H69ZM77 149V150H76ZM217 149V148H216ZM25 150H27V149H25ZM42 150V149H41ZM124 150H126V151H124ZM210 150V149H209ZM214 150V149H213ZM218 150V149H217ZM32 151V150H31ZM36 151V150H35ZM127 151H130V153L128 154V152ZM197 151V152H198ZM225 151V150H224ZM223 151V152H224ZM239 151H241V150H239ZM217 152H219V151H217ZM222 152V151H221ZM244 152V151H243ZM30 153V152H29ZM75 153H77V152H75ZM79 153V154H80ZM175 153V152H174ZM192 153V152H191ZM225 153V152H224ZM261 153V152H260ZM81 154H85V153H81ZM193 154V153H192ZM238 154V153H237ZM240 154V153H239ZM51 155V154H50ZM47 156V159L48 160H51L52 158H51V156ZM76 155V154H75ZM230 155V154H229ZM255 155H257V153H255ZM27 156H29L30 158H26ZM76 156H79V155H76ZM162 156V155H161ZM178 155L177 154H173V157L175 158V159H177L176 157H177ZM204 156H205V158H204ZM236 156V155H235ZM33 157V156H32ZM39 158H41V156H38ZM231 157H232V155H231ZM237 157V156H236ZM34 158H35V156H34ZM64 158H66V159H64ZM68 158V159H67ZM204 158V159H203ZM223 161H225V162H222V163H225V165L229 162L228 160V162L226 163V154H225V157L223 156ZM235 158V157H234ZM233 158V159H234ZM241 158V157H240ZM247 158H249V157H247ZM245 159V160H249V162H251L250 161V159ZM253 158V157H252ZM251 158V159H252ZM76 159V158H75ZM144 159H147L146 157L144 158ZM174 159V160H175ZM243 159V158H242ZM259 159V158H258ZM40 160V159H39ZM77 160V159H76ZM88 160V159H87ZM149 160V159H148ZM215 160V161H214ZM217 160V161H216ZM229 160H231V159H229ZM254 160L256 161V159L254 158ZM260 160V159H259ZM163 161V160H162ZM170 161V160H169ZM238 161H241V160H238ZM252 161H253V159H252ZM68 162H70V161H67V164H69ZM88 162V163H89ZM168 162V161H167ZM167 162H165V163H167ZM188 162H190V163H188ZM248 162V161H247ZM254 162V161H253ZM36 163V162H35ZM40 163V162H39ZM49 163H51L50 161H49ZM64 162H62L61 164H63ZM71 163V162H70ZM87 163V164H88ZM96 163V164H95ZM104 163V162H103ZM134 163V164H133ZM177 163V162H176ZM65 164H66V162H65ZM108 164H110V166L108 165ZM138 164V165H137ZM141 164V165H140ZM184 164V163H183ZM214 164H216V165H214ZM239 164V163H238ZM241 164H243V163H241ZM254 164V166L256 165L255 163H253ZM26 165V164H25ZM32 165V164H31ZM107 165H108V167H107ZM228 165V164H227ZM260 165V164H259ZM34 166H35V164L34 165H32V167L34 168ZM43 166V165H42ZM41 166V167H42ZM68 166V165H67ZM146 166V167H145ZM204 166V168L207 170L206 172H203L204 171V168H202ZM261 166L262 167H264V165L263 164H261ZM40 167V166H39ZM222 167V166H221ZM256 167V166H255ZM254 167V168H255ZM138 168H140V169H138ZM226 168V167H225ZM37 169V168H36ZM154 169V170H153ZM227 169V168H226ZM249 169V168H248ZM49 170V169H48ZM95 170V169H94ZM102 170H103V168H102ZM101 170V171H102ZM106 170H104L105 172L102 174V179H107L108 177H109V175H108V172L106 171ZM217 170H220V169H217ZM225 170V169H224ZM223 170V171H224ZM28 171V170H27ZM167 171H169V170H167ZM210 173H209V172ZM29 174L30 175H32L31 174V171H30V169H29ZM38 172V171H37ZM41 173V172H40ZM5 174H7V175H9L10 176V178H11V181L10 182H4V180H6L5 179V177H4V175ZM99 174V173H98ZM218 174V173H217ZM220 174V173H219ZM223 174H224V172H223ZM18 175V174H17ZM95 175H96V173H95ZM179 175V174H178ZM187 175V174H186ZM191 175H192V173H191ZM191 175H189V177L191 176ZM206 175L209 177V179H206L207 181H208V186L207 185H202V186H200V187H198L196 190H194L195 192L193 193V189H194V187L196 186V185H199V183L201 182V180L203 179V178H206ZM216 177H215V176ZM12 176V177H11ZM37 176H38V174H37ZM93 177V178H92ZM38 179H39V177H38ZM184 179V180H183ZM219 179H220V177H219ZM10 180V179H9ZM8 180V181H9ZM230 180V179H229ZM29 181V180H28ZM95 181V180H94ZM231 181V180H230ZM244 181H246V180H244ZM16 182V181H15ZM218 182V181H217ZM248 182V181H247ZM250 182V181H249ZM27 183V182H26ZM244 183V182H243ZM242 183V184H243ZM224 184V183H223ZM226 184V183H225ZM105 185V184H104ZM227 185H229V184H226V186ZM246 185V184H245ZM251 185H253V184H251ZM250 185V186H251ZM106 186H107V184H106ZM254 186V185H253ZM249 187V186H248ZM207 189V191H206V193H203V194H199V191L200 190H203V189ZM251 190V189H250ZM97 191V190H96ZM252 191V190H251ZM98 198H99V196H97ZM108 197V196H107ZM126 198V197H125ZM185 200H187V201H185ZM8 202H10L11 204H8ZM97 203H100L98 200L96 201ZM102 205V204H101ZM195 205V204H194ZM199 206V205H198ZM70 207V208H71ZM192 207V206H191ZM191 207H190V209H191ZM224 207L225 208H228L227 206H225L224 205ZM18 208V207H17ZM198 209H199V207H198ZM15 210H19V208L18 209H16V207H15ZM15 210H14V212H15ZM176 210V209H175ZM175 210H174V212H175ZM179 210V209H178ZM9 211V212H10ZM12 211H13V209H12ZM177 211V210H176ZM180 211V210H179ZM181 211H182V209H181ZM6 212V211H5ZM9 212H7V213H9ZM171 212V211H170ZM169 212V213H170ZM173 212V213H174ZM225 212V209H224V211L222 210V213H224ZM123 213V212H122ZM126 213V212H125ZM125 213H123V214H125ZM181 213V212H180ZM229 213V212H228ZM15 214H17V213H15ZM123 214H120V215H123ZM127 214V213H126ZM182 214V213H181ZM234 213H230L229 214V216H231V215H233ZM162 215V214H161ZM163 215H165V214H163ZM16 216V215H15ZM82 216H84V215H82ZM81 216V217H82ZM116 216V215H115ZM170 217V216H169ZM176 217V216H175ZM104 218V217H103ZM107 218V217H106ZM127 218L129 219V221H131V223H127V229L125 230V232H133V231H136V233L134 234V237H133V241L132 240H129V241H131V242H129L128 244H127V246L128 247H130V246H132L133 244H136V245H140V247L138 248V250H136L135 252H133L132 251V253L130 252V251H128V252H126L127 254H131V256H132V254H139V257L141 258V257H143L144 259H148L149 257H151V258H153L152 260V263H148V264H162L161 262H163V261H161V259H160V257L162 258L163 256H162V253L163 252H161V251H157V252H155V250H153V246H152V241H153V238H157L156 236H152V237H147V233H146V231H145V229H141V228H139V227H137L136 225H132V220H130L131 219V216H128V214H127ZM134 218V217H133ZM132 218V219H133ZM125 219V218H124ZM14 220V219H13ZM175 220V219H174ZM125 221H126V219H125ZM138 221V220H137ZM137 221H136V223H137ZM175 221H177V220H175ZM24 222V223H25ZM75 222V221H74ZM79 222H81V219H79ZM105 222H107L108 223V225H110L109 224V222H111L112 224H114V225H112V226H115L116 224H117V221L114 219V217L111 219V220H105ZM36 223H38V222H36ZM124 224V223H123ZM134 224H135V222H134ZM146 224V223H145ZM72 225H73V223H72ZM176 225H180V223H176ZM37 226V225H36ZM82 226V225H81ZM168 226V225H167ZM122 227V226H121ZM171 227H173V226H171ZM174 227H176V226H174ZM184 227V226H183ZM18 229H19V227H17ZM20 228H22L23 230H24V232L23 231H17V233L18 234H16L17 235V239H18V243L17 244H12V245H8L7 244V242H8V239H7V236L6 237H3V239H1L0 238V240H1V242H0V264H39V262H40V264H42V262H41V254L42 255H46V259H47V261H49V264H53V263H55V262H53V257H55V256H58V253H56L55 251H53L54 250V246H52V244H53V242H56L58 239H55V240H47V239H45V238H43L42 237V235L39 233V232H37V231H34V230H30V229H28L27 227H25V226H23V225H21L20 226ZM58 228H59V226H58ZM62 228V227H61ZM60 228V229H61ZM125 228H126V226H125ZM113 229V228H112ZM2 230V229H1ZM113 231V230H112ZM59 232V233H58ZM57 233L58 234H71V239H73V241H76L77 240V238L80 240V238H79V236H80V234L79 233H76L75 232V228H74V230H70V229H67V230H65V231H58ZM158 232V231H157ZM121 234H123V232L121 231ZM152 234H153V232H152ZM165 234V233H164ZM14 235V234H13ZM19 235L22 237V240H21V238H19ZM150 235V234H149ZM162 235V234H161ZM86 236V235H85ZM84 236V237H85ZM59 237V236H58ZM165 237V236H164ZM168 237V239H167V243L170 245V249H172V252H173V254H174V256L176 257V258H180L181 260L183 259L182 257H180L179 255H180V253H179V251L177 252V250H180L181 251V249H182V245H183V243L182 244H180V245H177V241H179V240H176V238L177 237H179L178 235H175V236H172L171 234L169 235V236H167ZM167 237H165V238H167ZM88 238V237H87ZM83 239V238H82ZM45 240H47V241H49V242H45ZM62 240V239H61ZM79 240H77V241H79ZM135 240H138L139 242L138 243H135L134 241ZM155 240V239H154ZM160 240V239H159ZM83 241V240H82ZM85 241V240H84ZM88 241V240H87ZM161 241V240H160ZM64 242H67V241H61V243L62 244H64ZM164 242V241H163ZM184 242V241H183ZM158 243V242H157ZM60 244V243H59ZM93 244V243H92ZM163 244V243H162ZM164 244L166 245V243L164 242ZM167 244V245H168ZM18 245V246H17ZM26 246V247H28L29 248V250H25V249H23V251H24V254H28V256H21V254H22V250H21V248H23L22 246ZM57 245H58V243H57ZM155 245V244H154ZM16 246L19 248H16ZM81 246V245H80ZM125 246V245H124ZM156 246V245H155ZM179 246V247H178ZM58 247H61V246H58ZM162 247H164L163 245H162ZM179 248V249H178ZM16 249V250H15ZM80 249H81V247H80ZM187 249V248H186ZM81 250H83V249H81ZM183 250V249H182ZM188 250V249H187ZM168 251V250H167ZM166 250L164 251V252H167ZM170 251V250H169ZM184 251V250H183ZM197 251V250H196ZM145 252V253H144ZM185 252V251H184ZM183 252V253H184ZM170 253V252H169ZM53 254H54V256H53ZM166 254V253H165ZM188 254V253H187ZM186 253H185V255H187ZM96 256H97V254H95ZM126 256V255H125ZM149 256V257H148ZM168 256V255H167ZM173 256V257H174ZM32 257H33V259H32ZM185 257V256H184ZM34 258H36V259H34ZM38 259V260H37ZM142 259V258H141ZM55 260H56V258H55ZM149 260V259H148ZM147 260V261H148ZM171 260V259H170ZM187 260V259H186ZM188 260H189V258H188ZM208 260V259H207ZM21 261H28V262H26V263H24V262H21ZM129 261V260H128ZM127 261V262H128ZM145 261V260H144ZM178 261V260H177ZM176 261V259H175V261H172L173 263L172 264H178V263H175V262H177ZM135 262V261H134ZM171 262V261H170ZM94 263H95V261H94ZM183 263V262H182ZM205 264V263H204ZM210 264H212V263H210Z\"/></svg>","mask_w":264,"mask_h":264}]
</instances>
